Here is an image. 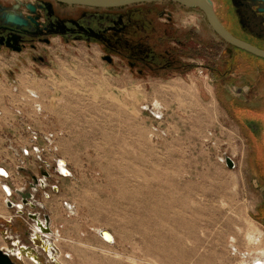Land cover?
I'll use <instances>...</instances> for the list:
<instances>
[{
    "label": "rangeland",
    "instance_id": "rangeland-1",
    "mask_svg": "<svg viewBox=\"0 0 264 264\" xmlns=\"http://www.w3.org/2000/svg\"><path fill=\"white\" fill-rule=\"evenodd\" d=\"M187 17L203 20L198 11ZM201 23L207 40L184 60L190 68L164 80L132 78L83 44L59 47L48 57L51 67L0 58V168L8 173L0 186H9L18 204L31 179L22 169L38 179L40 169L51 174L47 184L60 192L39 191L43 209L24 213L50 216L58 263L264 261V171L251 132L234 113L238 102L264 104V72L243 57L228 58L226 44ZM58 160L69 176L53 171ZM1 199L0 249H10L6 237H19L29 250L33 225ZM30 252L52 264L41 250Z\"/></svg>",
    "mask_w": 264,
    "mask_h": 264
},
{
    "label": "flooded vegetation",
    "instance_id": "flooded-vegetation-1",
    "mask_svg": "<svg viewBox=\"0 0 264 264\" xmlns=\"http://www.w3.org/2000/svg\"><path fill=\"white\" fill-rule=\"evenodd\" d=\"M210 1L216 16L230 34L264 50V45L260 43L264 39L249 33L248 20L242 9H239L241 0ZM195 11L203 16V20L186 22L185 19L190 18L187 16ZM11 17L21 24L9 22ZM203 21L211 34H215L201 11L172 1L100 7L62 0H0V54L7 57L17 55L24 62L27 57L34 63L51 67L48 57H55L59 47L83 44L89 51L97 49L100 58L108 65L126 67L132 78L158 81L172 74L184 73L190 68V63L184 60L195 58L200 42L207 40V31L203 32L202 27L196 28V22L202 24ZM232 21L236 22L237 28L232 26ZM208 39L211 40V35ZM53 168L56 174L63 176L57 162ZM21 171L31 178L27 188L18 191L24 194L23 198H18L21 208L11 201L16 196L14 192L8 201L16 205L11 209L18 210L17 217L22 220L26 218L24 222L33 225L34 233H39L37 227H45V217H48L50 228V216L25 214L24 208L33 205L42 210L34 194L47 188L57 194L60 188L47 184L51 174L45 170L40 169L42 178L39 179L24 169ZM7 223L11 224L10 221ZM39 234L48 241L47 234ZM28 239L33 247L30 237ZM6 240L10 246L8 253L15 262L29 258L27 250L21 249L27 246L19 237H6ZM19 251L20 256L17 255ZM37 261L40 263L38 257Z\"/></svg>",
    "mask_w": 264,
    "mask_h": 264
},
{
    "label": "water",
    "instance_id": "water-1",
    "mask_svg": "<svg viewBox=\"0 0 264 264\" xmlns=\"http://www.w3.org/2000/svg\"><path fill=\"white\" fill-rule=\"evenodd\" d=\"M65 2H79L86 5H94V6H100V7H111V6H124L131 3H138V2H157V1H172L179 3L187 8L191 9H197L201 11L204 16L206 17V20L214 33L218 36V38L223 41L224 43L240 50L245 53H248L254 57L260 58L264 60V50L257 48L243 40H240L236 37H234L228 30L222 25L218 17L216 16V13L213 9V5L210 0H62ZM242 9V12H244V16L248 20V30L251 35L257 34L258 37L264 39V0H241V6L239 9ZM240 9V10H241ZM9 22H12V24H21L19 21L15 20L14 18H9ZM64 164L65 162L63 160H58L57 165L59 167L60 164ZM226 164L228 168L233 169L234 168V162L229 157H226ZM67 176L70 175L69 171L66 169ZM61 173V172H60ZM62 174V173H61ZM63 175V174H62ZM0 176L7 177L5 171L0 168ZM2 189L5 193L8 194V197L11 196L9 193V186L3 185ZM19 197H24L23 193H18ZM30 198V196H29ZM24 202V200L22 201ZM6 206L11 209L14 205L10 201L6 202ZM41 206V205H40ZM18 208H21V205L17 204ZM31 207H34L31 205ZM46 225L45 227L38 226L37 231L41 234H51L50 228L48 226V217H45ZM39 233H33L30 236V240L32 242V245L35 249L42 250L46 255L45 249H43L41 246L36 245L34 242V239H39L44 243H47L49 241L45 240ZM100 236L107 242L112 244V236L108 231H101ZM26 249L27 253L26 255L32 260L33 257L36 258L35 263L37 264V256H33L30 252L32 248L27 249V247H23L21 249ZM51 251H54L55 257H56V251L54 248H51ZM48 257V255H47ZM33 261V260H32ZM33 261V262H34ZM0 264H17L15 261H13L10 253L6 250L0 249ZM39 264V263H38ZM48 264V263H46ZM52 264H58L56 261H52Z\"/></svg>",
    "mask_w": 264,
    "mask_h": 264
},
{
    "label": "trees",
    "instance_id": "trees-1",
    "mask_svg": "<svg viewBox=\"0 0 264 264\" xmlns=\"http://www.w3.org/2000/svg\"><path fill=\"white\" fill-rule=\"evenodd\" d=\"M245 54L249 56V58L260 59L248 53ZM262 61L264 60L262 59ZM261 69L264 72V67H261ZM234 113L238 122L243 126V128L248 129V131L251 132V137L253 138L252 140L254 143H256L259 152L257 157L258 167L262 168L260 171H264V111L256 112L247 108L237 107L234 109ZM249 122H253L258 128L256 133L248 126Z\"/></svg>",
    "mask_w": 264,
    "mask_h": 264
},
{
    "label": "crops",
    "instance_id": "crops-1",
    "mask_svg": "<svg viewBox=\"0 0 264 264\" xmlns=\"http://www.w3.org/2000/svg\"><path fill=\"white\" fill-rule=\"evenodd\" d=\"M197 20V19H196ZM202 24H200V26H201ZM232 26L234 27V28H237V24H236V22L235 21H232ZM196 28H200L201 29V27H198V24H197V22H196ZM202 28H204V27H202ZM208 28V27H207ZM205 29V28H204ZM214 32V31H213ZM223 42V41H222ZM224 43V42H223ZM260 43L261 44H263L264 45V41H260ZM224 44H226V43H224ZM226 50H225V54L227 55V57L229 58V57H231L232 59H235V58H238L239 56L240 57H243V59H241V61H243L244 62V59L246 60V61H249V62H251V63H255V64H257V65H259V66H261V67H264V61H262V59H256V58H254V59H252V58H249V56H247L243 51H240V50H238V49H236V48H234V47H232V46H230V45H228V44H226ZM232 48V49H231ZM7 56H4V55H2V54H0V58L1 59H4V58H6ZM18 58H21V57H19V56H17ZM26 59V58H25ZM27 62V61H26ZM238 62V61H237ZM251 90H253V95H254V92L256 91V86L254 85L253 87H252V89ZM249 98H252V99H250V100H248V101H251V100H253L254 99V97H249ZM249 98H247V99H249ZM247 101V102H248ZM242 102H244V103H241V102H238V105L239 106H241L242 108H247V109H250V110H254V111H256V112H261V111H264V104H262V103H258V104H255L254 105V103L253 104H251V103H247V104H245V102H246V100L245 101H242ZM26 152V151H25ZM3 191V190H2ZM3 194H4V192H2ZM3 194H1L0 193V200H2L1 198H2V195ZM1 210H2V204L0 203V212H1ZM261 215H262V217L264 216V212L263 213H261Z\"/></svg>",
    "mask_w": 264,
    "mask_h": 264
},
{
    "label": "bare ground",
    "instance_id": "bare-ground-1",
    "mask_svg": "<svg viewBox=\"0 0 264 264\" xmlns=\"http://www.w3.org/2000/svg\"><path fill=\"white\" fill-rule=\"evenodd\" d=\"M32 93V92H31ZM34 93V92H33ZM32 93V94H33ZM59 171L63 174V176H67V174H66V164L64 163H62V164H60L59 165ZM4 170V169H3ZM5 171V173H6V175H7V177H8V173H7V171L6 170H4ZM5 178V177H4ZM1 188H2V186H0ZM9 193H10V195L12 196V190L11 189H9ZM6 198L8 197V194L7 193H4L3 194ZM8 198H10V196L8 197ZM7 200V199H6ZM102 231V230H101ZM100 231V232H101ZM100 232H99V235H100ZM255 232H256V230H255ZM260 236H261V233H258ZM112 236V235H111ZM249 239H251L253 242H254V244H257V243H259L260 241L259 240H254V239H252V238H249ZM250 240V241H251ZM34 242H35V244L36 245H39V246H41L43 249H45V251H46V253H47V255H48V259H49V261L52 263V261H56L57 263L58 262H60V256H59V258H57V256L56 257H54L55 255H54V252H52L51 251V244H50V242H47V243H44V242H42L41 240H39V239H34ZM114 242V237L112 236V243ZM110 244V243H109ZM256 249V248H255ZM259 252V255L260 256H264V248L263 249H259L258 250ZM15 252V251H14ZM257 252V251H256ZM256 252H254V253H256ZM253 253V252H252ZM20 251L17 253V255L18 256H20ZM251 254V253H250ZM257 254V253H256ZM258 255V254H257ZM243 256H246V254H243ZM69 258V257H68ZM255 258V257H254ZM32 260H36V258L35 257H33L32 258ZM49 262V263H50ZM58 264H64V263H58ZM240 264H264V261H263V259L262 258H260V257H256L255 259H253V261H251V262H248V263H240Z\"/></svg>",
    "mask_w": 264,
    "mask_h": 264
},
{
    "label": "built area",
    "instance_id": "built-area-1",
    "mask_svg": "<svg viewBox=\"0 0 264 264\" xmlns=\"http://www.w3.org/2000/svg\"><path fill=\"white\" fill-rule=\"evenodd\" d=\"M2 250H4V249H2Z\"/></svg>",
    "mask_w": 264,
    "mask_h": 264
}]
</instances>
